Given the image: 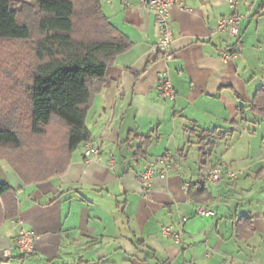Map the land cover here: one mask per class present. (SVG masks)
Listing matches in <instances>:
<instances>
[{
    "label": "crops",
    "instance_id": "1",
    "mask_svg": "<svg viewBox=\"0 0 264 264\" xmlns=\"http://www.w3.org/2000/svg\"><path fill=\"white\" fill-rule=\"evenodd\" d=\"M180 1L183 7L170 11L174 57L153 60L160 37L155 15L142 0H102L104 13L133 46L108 68L87 117L99 154L86 158L82 144L66 172L38 183L4 172V182L18 189L19 216L0 226V263L264 264V149L259 169L244 166L245 160L241 165L236 153L228 156L233 136L257 122L248 107L264 89V0H240L236 10L226 0ZM234 13L243 19L239 36L230 38L217 24ZM165 79L177 91L175 101L157 88ZM213 129L226 136L206 164L199 151L194 172L187 146L199 150L200 131ZM141 136L152 139L144 155ZM166 152L171 168L147 197L139 174ZM222 163L236 180L208 183L209 200L194 201L190 184ZM198 206L216 215L198 216ZM243 216L250 217L252 234L242 238ZM163 227L179 232L180 241ZM22 229L34 236L30 254L17 247Z\"/></svg>",
    "mask_w": 264,
    "mask_h": 264
},
{
    "label": "trees",
    "instance_id": "2",
    "mask_svg": "<svg viewBox=\"0 0 264 264\" xmlns=\"http://www.w3.org/2000/svg\"><path fill=\"white\" fill-rule=\"evenodd\" d=\"M7 44L20 48L9 61L4 59L3 68L8 69L0 73V158L12 164L25 184L43 182L66 172L73 153L91 140L86 121L94 99L108 68L133 43L104 13L102 0H35L21 5L0 0V51ZM152 58L164 57L157 53ZM248 108L264 118L263 88ZM225 136L217 129L200 131L202 164ZM141 139L144 155L152 139ZM207 184L204 177L191 183L190 197L207 202ZM17 192L0 181V226L19 216ZM240 222L239 236L251 235L250 217Z\"/></svg>",
    "mask_w": 264,
    "mask_h": 264
},
{
    "label": "built area",
    "instance_id": "3",
    "mask_svg": "<svg viewBox=\"0 0 264 264\" xmlns=\"http://www.w3.org/2000/svg\"><path fill=\"white\" fill-rule=\"evenodd\" d=\"M226 2L236 10L240 0H226ZM142 3L155 15L160 33L158 42L152 47V53L154 55L160 53L163 54L165 59H172L174 54L172 52L173 32L171 29L170 11L174 5L183 7V3L180 0H142ZM242 19L243 17L236 13L230 16H224L218 20L217 31L226 32L230 38H237L240 34ZM230 57L231 54L226 53V58ZM157 88L166 100H176L177 91L170 80H162L158 83ZM99 151L98 145L93 141L89 140L84 143V156L86 158L97 156ZM172 163V155L169 152H166L145 164L144 169L139 174V182L147 197L150 196V190L154 180L159 177H165L169 172ZM225 177L231 180H236L237 174L235 171L231 170L227 164L222 163L215 165L210 169L206 176V180L209 184H217ZM196 214L202 217H213L216 215V212L205 206H198L196 208ZM162 233L164 235H172L177 242L180 241L179 232H173L171 227H163ZM17 247L20 251L26 254L34 252L35 240L32 232L22 229L17 238ZM185 264L195 263L193 261H188Z\"/></svg>",
    "mask_w": 264,
    "mask_h": 264
},
{
    "label": "rangeland",
    "instance_id": "4",
    "mask_svg": "<svg viewBox=\"0 0 264 264\" xmlns=\"http://www.w3.org/2000/svg\"><path fill=\"white\" fill-rule=\"evenodd\" d=\"M35 0H15V3L21 5L23 3L28 4H34ZM22 47V46H21ZM19 44L17 47H13L9 44L6 45V47L0 51V73H5L7 71L6 68H3L2 63H4V59L9 61V57L13 54H16L15 52L19 50ZM23 52H27V49L24 47L22 48ZM25 56V55H24ZM26 57V56H25ZM27 58V57H26ZM25 58V59H26ZM262 87H264V81L261 82ZM255 116L256 123H250L249 128L246 130L239 132L233 136V139L231 141V146L234 148L231 149V153H229L230 156H234L236 153V156L238 157V161H241V165L244 164V166L251 167L257 166L260 162L261 158V148L264 149V118L259 117L257 115ZM253 119V118H252ZM231 146H227V148H230ZM223 149H226L225 146H223ZM187 150L189 151V162L190 166L193 167L194 172H198L199 170L196 169V167H199L198 157H199V150L196 145L187 146ZM242 160L243 164H242ZM263 160V159H262ZM196 162V163H195ZM262 163V162H261ZM261 163L259 166L255 169H259ZM4 172H17L15 168L10 164V162L5 158H0V181H4L5 175Z\"/></svg>",
    "mask_w": 264,
    "mask_h": 264
}]
</instances>
